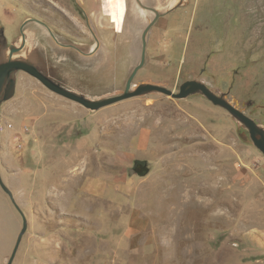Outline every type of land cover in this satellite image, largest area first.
<instances>
[{
	"label": "rangeland",
	"instance_id": "obj_1",
	"mask_svg": "<svg viewBox=\"0 0 264 264\" xmlns=\"http://www.w3.org/2000/svg\"><path fill=\"white\" fill-rule=\"evenodd\" d=\"M146 1L0 0V29L25 26L47 76L100 100L124 91L151 25L133 87L196 78L264 130V0ZM11 77L0 169L29 222L13 264H264V153L226 108L152 92L92 110ZM22 226L0 184V264Z\"/></svg>",
	"mask_w": 264,
	"mask_h": 264
},
{
	"label": "water",
	"instance_id": "obj_2",
	"mask_svg": "<svg viewBox=\"0 0 264 264\" xmlns=\"http://www.w3.org/2000/svg\"><path fill=\"white\" fill-rule=\"evenodd\" d=\"M150 27L151 25H149L143 33V50H142L141 61L139 65L134 68L131 75L129 76V79L127 81L124 91L118 95L109 96V97H106L100 100H89L83 95H78L72 91L65 90L59 87L58 85H56L51 79L45 76V74L41 72L34 65L28 63L25 60L14 58L13 53H14L15 48L12 46L10 48V52H8V49H6L7 46L5 45L6 44L5 43V39H6L5 32L1 28L0 29V107L4 100L10 99L15 94V91H16L15 79L12 78L11 75L16 70L27 71L31 75L38 78L44 85H46L51 90L59 94H62L66 97H69L70 99H73L92 110H97L101 107L122 101L127 98L140 96V95H144V94L152 93V92L164 93V94H167L168 96H171L173 98H178V99L185 98L193 93L199 92L205 95L214 104L226 108L235 118L243 122L244 125L249 129L250 134H251V139L254 141L255 145L264 153V130L263 128L260 127L253 118L245 114L242 110H240L235 105H233L231 102H229L225 97L218 95L213 90H211L207 86V84H205L204 82L197 80V79L187 80L181 84L178 92H175L174 90L164 85H160L157 83H151V82L140 83V84L135 85L134 87L132 86L134 77L136 76L137 72L144 66L146 62L147 34L149 32ZM6 52H7V57L3 58ZM258 134L261 135L260 138L257 137ZM137 164L138 165L136 166V168L140 174L144 175L146 174V172H148L146 171L147 168L145 167L146 166L145 161L138 162ZM0 184L2 188L10 195L12 201L14 202L15 206L22 214V218H23V226H22L21 232L18 236V239L14 247V250L12 252V255L7 262V264H13L16 254L18 252L19 246L24 237V234L26 233L28 229L29 222H28V218L26 214L24 213L22 208L17 203L12 190L4 182L2 174H1V169H0Z\"/></svg>",
	"mask_w": 264,
	"mask_h": 264
},
{
	"label": "flooded vegetation",
	"instance_id": "obj_3",
	"mask_svg": "<svg viewBox=\"0 0 264 264\" xmlns=\"http://www.w3.org/2000/svg\"><path fill=\"white\" fill-rule=\"evenodd\" d=\"M140 4L142 5H145L143 4V1L147 4V1L146 0H137ZM75 3H77L76 1H74ZM79 6V5H77ZM80 7V6H79ZM147 8H150L151 10H153L155 13H156V16L154 18V20H156L157 18L159 19V11H157V9L154 7V6H147ZM157 19V20H158ZM153 20V21H154ZM113 21V20H112ZM114 22V21H113ZM47 29L49 30L48 26L46 25ZM25 26H21L19 31L14 33V35L12 36V38H7L5 39V45L7 46L6 49H8V52H10V48L13 46L15 48L14 50V53H13V57L14 58H17V59H22V60H25L27 61L28 63L34 65L35 67H37L41 72H43L45 74V76H47V67L45 66L44 63H42L41 59H40V53L39 52H36V50H33V49H29L27 50V43H28V36H27V32L24 30ZM50 31V30H49ZM53 35V33H52ZM15 39V40H13ZM8 40V42H7ZM142 40H143V37H142ZM19 41V42H18ZM63 48H74L72 45H66V46H63ZM143 49V48H142ZM36 54V55H35ZM146 55H147V52H146ZM31 56V57H30ZM41 61L42 63V67L39 66V63H38V60ZM37 60V61H36ZM146 63V62H145ZM145 65V64H144ZM46 68V69H44ZM46 70V71H45ZM19 71H24V72H27L25 70H19ZM28 73V72H27ZM30 74V73H28ZM31 75V74H30ZM33 76V75H32ZM35 77V76H34ZM49 79H51L49 76H47ZM129 79V78H128ZM196 78H190L188 80H194ZM56 85H58L59 87L65 89V90H69V91H72V89H70V87L68 86V82L70 81L69 77H65L62 81H55L53 79H51ZM198 80V79H197ZM128 81V80H127ZM187 81V80H186ZM133 83V82H132ZM127 84V82H126ZM182 84V83H181ZM181 84L179 85V89H180V86ZM50 89V88H49ZM51 90V89H50ZM53 91V90H52ZM55 92V91H54ZM74 92V91H72ZM57 93V92H55ZM76 93V92H74ZM59 94V93H57ZM77 94V93H76ZM59 95H62V94H59ZM80 95V94H78ZM219 95V94H218ZM63 97L67 98V99H70L69 97H66L64 95H62ZM85 97V96H84ZM70 100H73V99H70ZM75 101V100H73ZM77 102V101H75ZM79 103V102H78ZM81 104V103H80ZM83 105V104H82ZM86 107V106H85ZM250 133V131H249ZM250 137H251V134H250ZM258 138L261 137L260 134L257 135Z\"/></svg>",
	"mask_w": 264,
	"mask_h": 264
},
{
	"label": "bare ground",
	"instance_id": "obj_4",
	"mask_svg": "<svg viewBox=\"0 0 264 264\" xmlns=\"http://www.w3.org/2000/svg\"><path fill=\"white\" fill-rule=\"evenodd\" d=\"M35 55H36V54H35ZM6 57H7V52L4 54V57H3V58H6ZM30 57H31V56H30ZM37 60H38V58H37ZM37 60H36V61H37ZM38 63H39V66H40V67L43 66L40 60H38ZM44 69H46V68H44ZM46 70H47V69H46ZM46 70H45V71H46Z\"/></svg>",
	"mask_w": 264,
	"mask_h": 264
}]
</instances>
